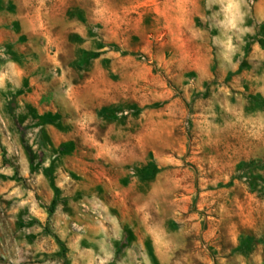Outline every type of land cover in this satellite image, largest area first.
Segmentation results:
<instances>
[{"label": "rangeland", "instance_id": "rangeland-1", "mask_svg": "<svg viewBox=\"0 0 264 264\" xmlns=\"http://www.w3.org/2000/svg\"><path fill=\"white\" fill-rule=\"evenodd\" d=\"M260 39L264 0H0V264H264Z\"/></svg>", "mask_w": 264, "mask_h": 264}, {"label": "clouds", "instance_id": "clouds-1", "mask_svg": "<svg viewBox=\"0 0 264 264\" xmlns=\"http://www.w3.org/2000/svg\"><path fill=\"white\" fill-rule=\"evenodd\" d=\"M228 7L231 10V9H238L239 6L237 4H229ZM4 81H5L4 76L0 74V88L4 87Z\"/></svg>", "mask_w": 264, "mask_h": 264}, {"label": "trees", "instance_id": "trees-1", "mask_svg": "<svg viewBox=\"0 0 264 264\" xmlns=\"http://www.w3.org/2000/svg\"><path fill=\"white\" fill-rule=\"evenodd\" d=\"M258 43L260 44V46L264 49V40L260 39L258 40ZM153 171L156 170V168H152Z\"/></svg>", "mask_w": 264, "mask_h": 264}]
</instances>
